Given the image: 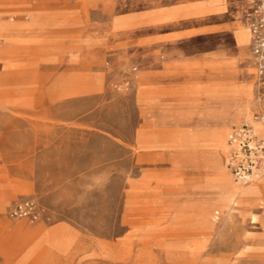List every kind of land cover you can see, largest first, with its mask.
Listing matches in <instances>:
<instances>
[{
    "label": "rangeland",
    "instance_id": "1",
    "mask_svg": "<svg viewBox=\"0 0 264 264\" xmlns=\"http://www.w3.org/2000/svg\"><path fill=\"white\" fill-rule=\"evenodd\" d=\"M246 6L0 0V264H264V193L216 180Z\"/></svg>",
    "mask_w": 264,
    "mask_h": 264
},
{
    "label": "built area",
    "instance_id": "2",
    "mask_svg": "<svg viewBox=\"0 0 264 264\" xmlns=\"http://www.w3.org/2000/svg\"><path fill=\"white\" fill-rule=\"evenodd\" d=\"M244 21L250 34L256 111L253 122L233 127L227 134L226 165L235 180L249 183L264 176V0H246ZM262 126L257 130L256 125ZM44 209L34 198L16 200L9 215L39 219Z\"/></svg>",
    "mask_w": 264,
    "mask_h": 264
},
{
    "label": "crops",
    "instance_id": "3",
    "mask_svg": "<svg viewBox=\"0 0 264 264\" xmlns=\"http://www.w3.org/2000/svg\"><path fill=\"white\" fill-rule=\"evenodd\" d=\"M249 43H250V34H249V41L247 43V47H248V52H249V63H250V66L252 68ZM252 73H253V68H252ZM250 90H251L250 83L246 80H241L236 85H234L232 87H228L226 89V92H227V99H226L227 100V102H226L227 110L221 116H214L213 117V118H215L214 119L215 120V129H214L213 134H214L215 141L217 144L221 145V143H225L224 140L227 139L226 137H227L228 132L233 127L241 124L237 121L245 120V119L251 120L253 113L250 110V102L248 100L249 95H250ZM231 123H237V124L232 125L230 127ZM256 126H259V125L257 124ZM229 127H230V129H229ZM228 129H229V131H228ZM259 130H261V129H259ZM223 147L225 149H227L225 146H223ZM215 163H216V168L219 171L217 174L216 180L219 181V180H222L224 178V176H225L224 171H229V169L226 165V160H225L226 167H224L219 160H216ZM263 180H264V177L257 180L256 182L253 183L252 186L247 187V189H245L244 192L247 190L258 189L261 194L264 193V181ZM237 187H238V185H235L232 183V184L228 185L227 187L223 188L222 191L227 197L228 192H230V190H236Z\"/></svg>",
    "mask_w": 264,
    "mask_h": 264
},
{
    "label": "bare ground",
    "instance_id": "4",
    "mask_svg": "<svg viewBox=\"0 0 264 264\" xmlns=\"http://www.w3.org/2000/svg\"><path fill=\"white\" fill-rule=\"evenodd\" d=\"M247 122H253V115H252V117H251V120H249V121H247ZM259 126H256V128H257V130L259 131V129H262V126L260 125V124H258ZM227 144V143H226ZM227 148V147H226ZM262 177H264V176H262ZM262 177H260V178H262ZM259 179V178H258ZM257 179V180H258ZM257 180H255V181H251V182H256ZM251 182H249V183H251ZM247 186V185H246ZM221 187V186H220ZM41 235V234H40ZM38 243V242H37Z\"/></svg>",
    "mask_w": 264,
    "mask_h": 264
}]
</instances>
